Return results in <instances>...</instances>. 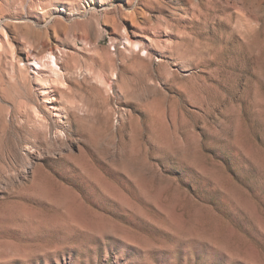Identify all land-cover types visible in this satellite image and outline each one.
<instances>
[{
    "label": "rangeland",
    "instance_id": "1",
    "mask_svg": "<svg viewBox=\"0 0 264 264\" xmlns=\"http://www.w3.org/2000/svg\"><path fill=\"white\" fill-rule=\"evenodd\" d=\"M0 264H264V0H0Z\"/></svg>",
    "mask_w": 264,
    "mask_h": 264
},
{
    "label": "bare ground",
    "instance_id": "2",
    "mask_svg": "<svg viewBox=\"0 0 264 264\" xmlns=\"http://www.w3.org/2000/svg\"><path fill=\"white\" fill-rule=\"evenodd\" d=\"M46 52H48V55L45 56V58L47 59V61L45 60L46 61V63H45L46 66H48V69H50L51 73H54L56 77H60L62 75V71H61L60 67L57 64L56 57L52 54V52L50 50H47ZM43 62H44V60H43ZM33 63L36 65V67H38L37 65H40L36 60H34Z\"/></svg>",
    "mask_w": 264,
    "mask_h": 264
}]
</instances>
